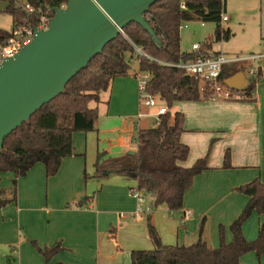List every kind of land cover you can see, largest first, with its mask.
I'll use <instances>...</instances> for the list:
<instances>
[{"label":"crops","instance_id":"0c3cea01","mask_svg":"<svg viewBox=\"0 0 264 264\" xmlns=\"http://www.w3.org/2000/svg\"><path fill=\"white\" fill-rule=\"evenodd\" d=\"M256 54L254 61L243 63L246 72L258 68L256 77L243 75L249 81L248 97L174 102V109L184 115L180 141L189 148L183 165L206 155L208 165L185 191L181 209L154 206L153 196L145 193L149 199L144 197L138 210L129 192L138 187L135 173L94 177L97 153H106L101 162L136 153L137 132L147 128L138 114L155 112L141 111L133 75L138 68L130 70L92 101L98 110L97 129L72 134L74 154L62 159L54 175L47 177L45 165L36 163L17 179L15 200L0 208V264H131V251L149 248L143 218L147 214L165 245L187 246L200 235L213 248L221 236L229 243V226L249 199L237 188L257 178L264 183V47ZM226 150L231 166L223 168ZM5 175L7 180L13 177L5 172L1 179ZM132 179L136 184L130 185ZM263 222L264 214L253 211L242 224L244 237L256 239ZM57 244L59 251L46 259L42 251ZM238 264H264V253H244Z\"/></svg>","mask_w":264,"mask_h":264},{"label":"trees","instance_id":"16d2710c","mask_svg":"<svg viewBox=\"0 0 264 264\" xmlns=\"http://www.w3.org/2000/svg\"><path fill=\"white\" fill-rule=\"evenodd\" d=\"M181 1L185 8L180 7ZM62 2L66 3V0H9L4 12L11 16L12 27L32 24L37 18L26 11L25 4L48 7L52 15L53 9ZM220 15L219 0H158L144 15L158 41L135 22L125 26L123 33L106 44L86 68L67 82L59 95L5 137L0 150V181L1 174L5 172H12L14 179L10 195L0 186V208L15 200L17 179L34 164L43 163L46 176L54 175L62 159L74 154L72 134L97 129L98 110L90 107V103L98 99V93L107 89L115 77L129 75L130 60L136 57L138 70L133 75L136 78L137 72L150 73L145 90L159 96L165 102L167 111L159 116L154 126L138 130L136 153H124L105 162L101 159L106 153H97L94 177L100 178L109 173H135L138 188L153 196L154 206L165 204L170 211L181 209L185 191L192 186L194 178L208 168L207 155L191 166L183 165L189 153L188 146L180 141L184 115L180 111L171 113L169 108L177 101L209 100L213 91L209 83L200 86L199 80L179 66L194 57L193 52L180 49L179 26L192 20L213 21L216 23L215 41L228 40L231 33L220 26ZM8 35L9 31L0 29V42ZM210 45L203 44L202 49H209ZM137 48H141L143 54L137 53ZM236 65L223 68L220 74L223 83L226 78L241 71ZM231 89L244 97L249 96L245 88ZM230 166L226 150L222 167ZM237 191L249 199L238 218L229 226L232 233L229 243L224 242L221 236L220 245L213 248L200 235L187 246L165 245L148 217L147 230L153 248L131 251V264H238L244 253H264V222L256 239L249 241L242 233V224L253 211L264 214V183L257 178L241 185ZM201 229L202 225L200 232ZM60 248L57 244L42 252L48 259Z\"/></svg>","mask_w":264,"mask_h":264},{"label":"water","instance_id":"95a60500","mask_svg":"<svg viewBox=\"0 0 264 264\" xmlns=\"http://www.w3.org/2000/svg\"><path fill=\"white\" fill-rule=\"evenodd\" d=\"M157 1L66 0L63 8L55 7L48 28L0 64V150L7 135L59 95L129 23L158 41L144 16ZM224 83L244 89L246 80L239 71Z\"/></svg>","mask_w":264,"mask_h":264},{"label":"built area","instance_id":"2783aa9c","mask_svg":"<svg viewBox=\"0 0 264 264\" xmlns=\"http://www.w3.org/2000/svg\"><path fill=\"white\" fill-rule=\"evenodd\" d=\"M221 3V15H220V24H224L228 21V16L224 11L225 0H219ZM66 3H60L58 7H64ZM181 8H185L184 3L181 1ZM24 8L30 14L36 16V21L32 24H18L13 26L9 31V35L0 42V64L9 57L15 56L23 46L27 45L35 36L36 32L39 30H45L48 28V23L51 15V11L48 7H34L29 4H25ZM204 21L201 22L203 26ZM182 24V23H181ZM187 25L179 26L185 28ZM221 26V25H220ZM137 52L143 54L141 48L136 49ZM191 52L194 53V57L184 63L179 64L181 68L185 70L187 74L193 76L202 83H209L212 87V96L213 100H232V99H241L243 95L240 93L234 92L230 87L224 84L220 79V74L223 68L228 64H234L238 62H248L254 61L257 56L250 55H233L229 56L223 52L212 51L210 48L202 49V45L193 44ZM258 74V68L252 66L247 68V75L250 77H256ZM150 77V73L146 71L137 72L136 79L138 84V94L139 102L147 107H156L155 112L150 114H138L139 117H155V124L159 121V116L164 114L167 111V106L165 102L157 95H151L146 92L145 86L147 80ZM130 194L135 197L138 203V210H140V203L144 201L145 191L141 188H132L129 190Z\"/></svg>","mask_w":264,"mask_h":264},{"label":"rangeland","instance_id":"374dc122","mask_svg":"<svg viewBox=\"0 0 264 264\" xmlns=\"http://www.w3.org/2000/svg\"><path fill=\"white\" fill-rule=\"evenodd\" d=\"M24 1V0H20ZM9 0H0V29L5 31H10L12 28V18L11 16L4 12L6 6L8 5ZM225 13L230 18L228 22L220 24L222 28L226 29L227 27L231 29V36L228 40H219L215 41L214 33L216 29V23L213 21H204V25H201V20H192L182 22V27L187 25L185 28H181L179 31L180 34V49L183 52H191L192 45L197 43L200 45L211 44V50L216 52H223L229 55H250L260 52L262 47H264V0H225ZM137 51V50H136ZM139 53V52H137ZM136 55V54H134ZM247 62H238L235 67L239 68L243 75H247L244 64ZM236 64V63H234ZM138 68V61L134 57L130 61V70ZM234 76V75H233ZM250 77V76H248ZM200 82V86H202ZM241 88H248L249 81L240 85ZM93 102L90 103L92 107ZM141 111L153 112L156 110V107H147L140 103ZM174 104L169 108L170 112L179 111L174 109ZM155 117H143L141 119L142 127H151L155 124ZM13 174V173H12ZM14 179V174L12 178L7 180V176H2L1 186L6 189L7 193L10 195V190L12 188V180ZM8 183V185L6 184ZM130 185L136 184L135 180H130ZM91 193L88 197H92ZM145 199H149L145 195ZM150 217V214L145 215L144 223L146 224L147 229V218ZM151 221V220H150ZM204 219H201L199 223L203 228ZM152 223V222H151ZM199 234H201L200 230ZM112 234L116 235V230L112 229ZM148 236V230H147ZM146 246L150 249L152 243L149 238L145 240Z\"/></svg>","mask_w":264,"mask_h":264}]
</instances>
